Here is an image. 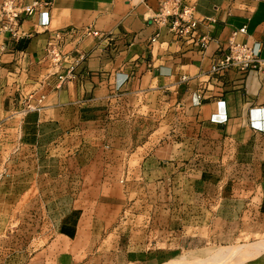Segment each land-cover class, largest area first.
Instances as JSON below:
<instances>
[{"label":"crops","instance_id":"0c3cea01","mask_svg":"<svg viewBox=\"0 0 264 264\" xmlns=\"http://www.w3.org/2000/svg\"><path fill=\"white\" fill-rule=\"evenodd\" d=\"M38 1L0 31V264H164L264 235V68L211 72L232 38L264 58V0H185L216 19L205 48L153 19L160 0ZM56 34L73 79L50 74Z\"/></svg>","mask_w":264,"mask_h":264},{"label":"built area","instance_id":"2783aa9c","mask_svg":"<svg viewBox=\"0 0 264 264\" xmlns=\"http://www.w3.org/2000/svg\"><path fill=\"white\" fill-rule=\"evenodd\" d=\"M18 0H2L0 4V31H7L16 35L22 16L33 15L37 7L41 5L36 0L31 4H17ZM48 5L49 3H45ZM153 19L160 25L167 27L175 37L186 44L198 45L205 48L209 40H214L207 33H203L201 26L211 25L216 21L214 17L195 16L194 5L188 4L185 0H160V9ZM244 32L245 28L240 29ZM87 34L100 36L98 30L87 29ZM65 36L56 34L54 40L50 41L46 48V57L51 63L50 74H59L61 81L73 79L77 76L72 67L67 69L63 66L67 55L63 51ZM2 48H0V66ZM84 58V57H83ZM264 58L261 57L260 48L249 44L247 41H237L232 38L227 44L220 45L214 56L211 72L214 75H221L229 69H236L242 73L252 69L262 70ZM61 70L63 72L59 73ZM198 98H201L198 95ZM44 96L35 97L31 92L24 97V108L22 112L39 111L43 107Z\"/></svg>","mask_w":264,"mask_h":264},{"label":"rangeland","instance_id":"374dc122","mask_svg":"<svg viewBox=\"0 0 264 264\" xmlns=\"http://www.w3.org/2000/svg\"><path fill=\"white\" fill-rule=\"evenodd\" d=\"M41 212L42 211H40V213ZM138 218H139L138 219L139 223L144 219L143 216H139ZM15 223H17V222L15 221ZM32 230L33 229L31 228L25 232L28 240H29L30 236L32 235V233H31ZM242 241L244 244H240L242 242L237 240V243L235 245L220 246V247H219V245H214V244H211L208 242L207 243L202 242L200 245H197L196 247H194V250H192V249H193V246H195V245H192V247L189 246V248L184 247L183 254L185 255V259L180 261V262L183 264H192V262L194 260H196L197 264H227V263L228 264H235V263H239L240 260L239 261H233V260L239 259L242 256H245L246 258H248V257L259 254L262 251H264V248H262V249H260V251L256 252L260 242L264 241V235L246 236L245 240H242ZM26 245H28V244H26ZM256 245H257V247H256ZM33 246H37L36 243H33ZM197 247H198V249H197ZM232 247H235V249H236V247L239 248V250H238L239 252H237L234 255H231V257H229V259L227 258L225 260H222L219 257L215 256L218 252H220V250L225 251V252H227V251L230 252L231 249H233ZM248 248H249V250H247ZM229 252H227V253L229 254ZM182 256L183 255H181L177 258H174L171 261L166 262L164 264H173L174 262L176 263ZM246 258H243V260H246ZM243 260H241V261H243Z\"/></svg>","mask_w":264,"mask_h":264},{"label":"bare ground","instance_id":"6f19581e","mask_svg":"<svg viewBox=\"0 0 264 264\" xmlns=\"http://www.w3.org/2000/svg\"><path fill=\"white\" fill-rule=\"evenodd\" d=\"M255 245V244H254ZM253 245V246H254ZM256 247H257V245H256ZM233 249H231V251L229 252V251H227V252H229V254L227 253V252H225V251H221L220 250V252H218L217 254H216V257H219L220 259H222V260H225V259H229V257H231V255H234V254H236L237 252H239L238 250H239V248H237L236 247V249H235V247H232ZM254 248V247H253ZM262 248H264V244H259V246H258V248H257V250H256V252H258V251H260V249H262ZM251 249V248H250ZM233 250V251H232ZM247 250H249V248L247 249ZM252 250V249H251ZM248 252V251H247ZM255 252V251H254ZM249 253V252H248ZM250 256V255H249ZM219 259V260H220ZM181 261V260H180ZM172 263V262H171ZM173 264H183V263H181V262H174Z\"/></svg>","mask_w":264,"mask_h":264}]
</instances>
